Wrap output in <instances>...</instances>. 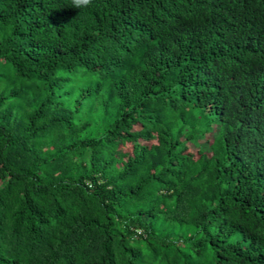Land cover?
<instances>
[{"label":"trees","instance_id":"trees-1","mask_svg":"<svg viewBox=\"0 0 264 264\" xmlns=\"http://www.w3.org/2000/svg\"><path fill=\"white\" fill-rule=\"evenodd\" d=\"M0 171V264H264V0H0Z\"/></svg>","mask_w":264,"mask_h":264},{"label":"rangeland","instance_id":"rangeland-1","mask_svg":"<svg viewBox=\"0 0 264 264\" xmlns=\"http://www.w3.org/2000/svg\"><path fill=\"white\" fill-rule=\"evenodd\" d=\"M146 132H151V131L146 130V129L142 128L141 126L136 125L135 127H133V130L131 131V135L133 137V140H135V142H137V144H139V143L146 144L147 146H149V148L152 151L159 150L158 148L161 145L159 144V142L157 140H145V141L141 140L142 139L141 136ZM133 140H131L130 142L124 143L120 147L122 150L123 157L125 159L130 158L138 146V145H136V146L134 145ZM206 141L208 143V147L211 148L210 136H207ZM186 155L188 157V162H194L196 160L205 161V160H207V158H209L211 156V151L210 152L209 151H201V149L199 147H195V146H192L191 144H188L187 150H186ZM2 178H3V174L0 171V183H1Z\"/></svg>","mask_w":264,"mask_h":264},{"label":"clouds","instance_id":"clouds-1","mask_svg":"<svg viewBox=\"0 0 264 264\" xmlns=\"http://www.w3.org/2000/svg\"><path fill=\"white\" fill-rule=\"evenodd\" d=\"M84 2H87V0H84ZM72 3L75 7L81 6V0H72Z\"/></svg>","mask_w":264,"mask_h":264}]
</instances>
